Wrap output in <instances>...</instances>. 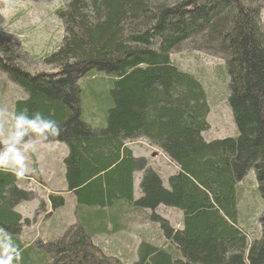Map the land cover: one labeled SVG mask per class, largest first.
<instances>
[{
	"label": "trees",
	"instance_id": "1",
	"mask_svg": "<svg viewBox=\"0 0 264 264\" xmlns=\"http://www.w3.org/2000/svg\"><path fill=\"white\" fill-rule=\"evenodd\" d=\"M60 1L55 15L63 23L62 41L43 59L58 71L29 74L2 56L0 71L28 95L14 104V114L26 110L31 118L38 111L62 129L47 143L32 132L24 139L68 147L63 164L67 191L76 197L77 221L63 236L25 248L19 237L30 221L17 209L37 194L22 189V179L0 171V258L12 253L19 259L9 255L10 264H45L46 257L51 259L46 264H122L94 245L79 211L125 204L152 211L151 221L167 242L162 248L143 240L133 264H264V213L261 236L252 240L240 225L239 210V185L252 169L264 202L261 0ZM188 42L224 60L236 137L204 139L210 129L206 90L171 59ZM87 76L100 80L103 98L98 90L81 87ZM84 106L98 109L101 121L95 123L97 114L87 115ZM14 124L13 119L12 133ZM141 140L178 169L168 188L148 160L127 147ZM36 172L34 164L32 175L24 178L36 179ZM136 173H142L137 200ZM48 200L52 212L66 204L61 193ZM161 206L182 212V229L156 213Z\"/></svg>",
	"mask_w": 264,
	"mask_h": 264
},
{
	"label": "rangeland",
	"instance_id": "2",
	"mask_svg": "<svg viewBox=\"0 0 264 264\" xmlns=\"http://www.w3.org/2000/svg\"><path fill=\"white\" fill-rule=\"evenodd\" d=\"M261 2L263 4L262 22L264 25V0H261ZM60 6H62L60 0H39V2L34 0H0V56L11 59L15 65L29 72V74H49L58 71L57 66L46 65L43 59L56 51L62 41L64 34L63 23L55 15V11ZM171 59L178 67L198 77L206 90L210 107V114L208 116L210 129L203 134L204 139L207 142H211L236 137L238 131L229 103L231 94L229 87L230 80L224 60L210 55L205 50L197 48V46L193 45L191 42L175 50L171 55ZM90 80L91 78L88 76L82 79L80 82L81 87L83 89H87V87L96 89L98 90L97 94L103 98L105 93L103 92V87H100L102 86L100 80L95 81V78ZM88 84L90 86H88ZM89 96L91 95L88 93L85 95L88 100H90ZM27 97V93L22 88L12 83L5 73L0 72V113H2V115H0V139L5 140L11 136L14 104L19 100L27 99ZM86 98L84 99L85 106L86 103H88ZM85 106L86 114H97L95 123L100 122L101 119L98 120V118L101 117V115H99L100 113H98L99 110L91 106H87V108ZM142 142H145L144 144L146 145L144 150L148 149V152L144 150L141 151L139 147L138 150L141 151V154L146 155L147 153L149 165L152 163V167H157L154 168V171L158 173L165 187L168 188V179L171 177L170 175L175 168L169 166L168 161L163 158L159 150L150 146L144 140ZM63 147L64 149L62 152L60 147L53 145L48 152H44V154H40L39 156L49 159L48 164L51 168L54 166L58 167L61 153H64L63 156L68 153V149L65 146ZM31 148L25 152L27 156H30L29 150H31ZM62 165L64 166L63 163ZM158 167L161 168L158 169ZM45 184V188L49 191H52V188L58 187L51 182H46ZM19 186L22 189L31 187L26 181H21ZM32 186L31 189L37 194L36 200L38 201V205H40V202L43 204L42 208L47 205L50 206L47 199L48 193L43 189L40 194V187L38 184H32ZM239 189L240 225L247 228L252 240L259 239L261 236L259 219L264 213V202L258 190L257 177L254 169H252L240 183ZM140 194V186L138 185L137 198L140 197ZM34 204L35 203L30 204V202H28L26 207H23V212L32 213V218L34 217V213L31 208ZM74 204L75 201L71 198H66L65 206L55 213V221L46 220L43 225L37 224V226L33 228L26 226L27 239L32 241L37 235V238L33 240L35 243L40 240V233L46 236L48 230L54 224L57 226L58 238L63 236L72 225L70 224V218L72 216ZM42 208L39 206L40 210ZM92 211H95V209H92ZM171 211H175L176 216L173 214L174 212L169 214ZM157 214L167 219L171 225L174 226L183 220L182 212H179V210L177 211V209L173 210L172 208L161 206ZM127 217L130 218V216ZM147 228L148 230L149 228L152 229L151 237L154 239V242L158 244V246L166 248L167 242L160 228L155 224H153V227L149 224ZM108 247L109 246H104L102 247L103 250H101L103 252L104 250L109 252L113 250ZM106 255L110 254L107 252ZM117 259H119L122 264H133L138 260V256L124 254L117 257ZM49 260L47 257L44 258L45 264L47 261L50 263L51 259Z\"/></svg>",
	"mask_w": 264,
	"mask_h": 264
},
{
	"label": "crops",
	"instance_id": "3",
	"mask_svg": "<svg viewBox=\"0 0 264 264\" xmlns=\"http://www.w3.org/2000/svg\"><path fill=\"white\" fill-rule=\"evenodd\" d=\"M10 137H8L7 139H9ZM3 141H4L3 139H0L1 144H3ZM142 141L143 140L132 143V144L129 143L127 147L132 150L135 157H143L149 161V157L147 156V153L146 155L141 154V151L144 150L145 145H146L144 144L145 142L143 143ZM29 143L33 146L31 150H29L30 156H27L25 152L23 153L26 157L25 164L29 169V172L26 175L27 176L32 175L34 164H36V167H37V172L35 174L36 179L33 178L31 179V181H34V184L36 185L38 184L37 178L41 180L42 183L39 184L40 194L42 193L44 189L46 193H48V196L50 194L62 193L65 195V198H71L73 201H75L74 207L72 209L73 211L72 216L70 218V224L74 225L77 221V216L75 214L76 197L73 193L67 191L65 171H64V166L62 165L63 160L67 157L69 153V150L65 156H63L64 153H61V157L59 158V162H58V167L54 166L53 168H51L50 165L48 164L49 159H45L39 156L40 154H44V152H48L50 148L53 147V145H57L58 147H60L62 152L64 149L63 146H65L67 149L68 147L60 143L43 144L38 141L29 142ZM138 147L141 149V151L138 150ZM147 150L148 149L144 151L148 152ZM36 153L38 156L36 155ZM168 163H169V166L175 168L173 169L170 175V176H173L178 172V169L170 161H168ZM150 166L152 167V163H150ZM161 167H158V169H160ZM154 168H157V167L155 166L152 167L153 170ZM141 178H142V175L140 173H136L134 175V198L135 200L140 198V197L137 198V188H138V185L140 186ZM28 180L29 178L22 179V181H26L29 184L31 181H28ZM46 182H51L53 183V185L56 184V186L58 187L52 188V191H49L47 190V188H45ZM31 203H35L31 208V210H33V213H34L33 218L31 217L32 213L23 212V207L24 206L26 207L28 203L23 204L22 206L18 207V212L24 218H27L31 221L30 225L28 226L29 228L36 227L37 224L43 225L46 220L55 221L56 211L52 212V209L49 205L44 207L42 210H39V205H38L37 200L36 202L35 201L30 202V204ZM44 203L47 204L46 202ZM158 209L156 210V213H158ZM172 212H174L173 214L176 216L175 211H171L169 214H171ZM152 213H153L152 211L140 210V209L133 208L132 206L125 205V204H119L116 207L107 208L101 211L97 209H95V211H92V209L88 207L81 206V209L79 211V221L81 224H84L86 226L88 231L92 233L93 240H94L93 242L95 245H97L101 249L104 246H109L108 248L113 249L110 252L104 250L106 254L107 252L110 254L108 256L119 257L120 255H124V254H127V255L132 254V255L138 256V247L143 240L155 243L154 239H152L151 237L152 229L149 228L148 230L147 228L149 227V224H151V226L153 227L154 223L151 221V218H150ZM127 216H130V218H128ZM97 221H98V224H95V223L92 224L93 222H97ZM174 227L176 229H182L183 220ZM58 236L59 235L57 233V226L56 224H54L48 230V233L46 236L40 233V240L42 241L55 240L58 238ZM36 238H37V235L34 237L33 240H35ZM19 240L20 242L23 243L25 248H27L30 245H33V240L29 241V239H27L26 237L25 227L22 230Z\"/></svg>",
	"mask_w": 264,
	"mask_h": 264
},
{
	"label": "clouds",
	"instance_id": "4",
	"mask_svg": "<svg viewBox=\"0 0 264 264\" xmlns=\"http://www.w3.org/2000/svg\"><path fill=\"white\" fill-rule=\"evenodd\" d=\"M12 118L15 120V131L0 146V171L9 172L17 179H23L29 172L25 164L26 157L23 153L33 147L29 141L24 139L25 136L32 132L47 143L50 140L49 137H59L62 129L56 120L45 117L38 111L31 114V118H29L26 110L13 114ZM0 231H3V229H0ZM9 255L16 256L12 253L2 254L0 264H10ZM16 259H19V254Z\"/></svg>",
	"mask_w": 264,
	"mask_h": 264
}]
</instances>
